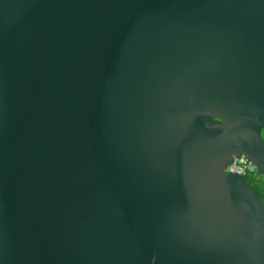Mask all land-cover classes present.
I'll list each match as a JSON object with an SVG mask.
<instances>
[{
    "label": "water",
    "instance_id": "95a60500",
    "mask_svg": "<svg viewBox=\"0 0 264 264\" xmlns=\"http://www.w3.org/2000/svg\"><path fill=\"white\" fill-rule=\"evenodd\" d=\"M264 0H0V264H264Z\"/></svg>",
    "mask_w": 264,
    "mask_h": 264
},
{
    "label": "built area",
    "instance_id": "2783aa9c",
    "mask_svg": "<svg viewBox=\"0 0 264 264\" xmlns=\"http://www.w3.org/2000/svg\"><path fill=\"white\" fill-rule=\"evenodd\" d=\"M258 168L256 164L251 160L247 159L244 163L238 166L232 173L247 176L248 174L256 173Z\"/></svg>",
    "mask_w": 264,
    "mask_h": 264
},
{
    "label": "trees",
    "instance_id": "16d2710c",
    "mask_svg": "<svg viewBox=\"0 0 264 264\" xmlns=\"http://www.w3.org/2000/svg\"><path fill=\"white\" fill-rule=\"evenodd\" d=\"M262 135L264 137V131L262 132ZM255 174L263 175L259 171H257L256 173L248 174L246 177L248 179V182L252 184L258 191L259 197L264 201V186L262 187L261 185H258L257 176H255Z\"/></svg>",
    "mask_w": 264,
    "mask_h": 264
},
{
    "label": "rangeland",
    "instance_id": "374dc122",
    "mask_svg": "<svg viewBox=\"0 0 264 264\" xmlns=\"http://www.w3.org/2000/svg\"><path fill=\"white\" fill-rule=\"evenodd\" d=\"M255 176H257L258 185H261L263 187L264 186V176L263 175H258V174H255Z\"/></svg>",
    "mask_w": 264,
    "mask_h": 264
}]
</instances>
